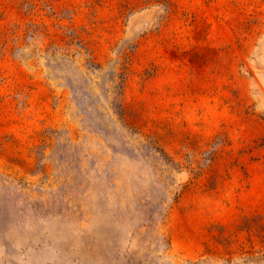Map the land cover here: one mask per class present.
<instances>
[{
	"label": "rangeland",
	"instance_id": "rangeland-1",
	"mask_svg": "<svg viewBox=\"0 0 264 264\" xmlns=\"http://www.w3.org/2000/svg\"><path fill=\"white\" fill-rule=\"evenodd\" d=\"M0 264H264V0H0Z\"/></svg>",
	"mask_w": 264,
	"mask_h": 264
}]
</instances>
